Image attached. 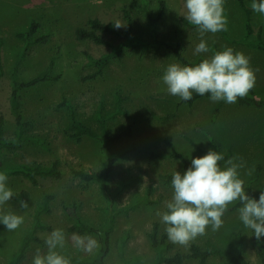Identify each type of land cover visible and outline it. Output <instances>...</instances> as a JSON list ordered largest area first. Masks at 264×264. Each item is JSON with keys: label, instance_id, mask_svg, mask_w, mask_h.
Returning a JSON list of instances; mask_svg holds the SVG:
<instances>
[{"label": "rangeland", "instance_id": "obj_1", "mask_svg": "<svg viewBox=\"0 0 264 264\" xmlns=\"http://www.w3.org/2000/svg\"><path fill=\"white\" fill-rule=\"evenodd\" d=\"M165 1L167 8L159 25L160 39L171 46L180 43L184 56L190 62L209 58L212 53L194 55L193 50L200 42L196 29L185 26V0H0V62L4 76L0 80V117L6 120V135L12 136L15 129L10 113L9 99L10 70L17 61L19 51L24 43L18 37L27 30L32 22L39 24L37 37H46V41L29 48L19 72L23 80H30L44 72L53 62L52 75L58 81L42 83L21 93L22 110L25 121L30 124L28 133L45 139L44 146L25 145L8 153L4 167L35 164L51 165L58 162L64 172L61 181H41L38 186L17 178L7 181L13 193L27 191L26 200L29 207L19 206L21 200L12 199L0 212H14L24 218L23 224L14 231L6 226L0 228V264H10L13 256L21 247L22 241L30 233L34 217L45 194L55 195L52 212L41 216L42 222L54 229H62L65 234V246L58 249L68 257L71 264L76 257H94L100 248L91 253L81 251L73 246L70 230L73 219L65 208L75 211L86 224L101 226L106 216L102 209L107 207L100 186L97 183H84L72 176L74 169L85 172L101 173L105 169V159L100 151V144L92 139L82 138L80 142L71 138L67 131L68 116L61 103L66 99L75 109L78 119L96 132H101L96 114L100 107L104 112L114 109L115 97L123 98V109L127 115L119 116L107 124L111 134H119L128 127L133 136L115 143L113 148L121 153L128 150L116 164L108 182L111 192L119 183L131 174L137 181L115 200L118 208H123L143 200L150 187L154 189L151 205L143 204L128 216H119L115 232L111 239V251L106 264H124L119 256V239L129 232L131 239L125 247V257L130 264H154L155 251L150 235L154 225H159L160 233H166L157 211H165V201L172 198V187L163 185L159 180L161 174H172L182 168V162L172 157V143L176 151L187 160L204 156L212 149L208 140L199 130L206 131L220 140L224 151L231 150L234 156L241 157L245 167L240 169L241 178L248 183L258 167L261 178L252 185L255 192L264 190V107L242 106L238 102L225 103L216 122L212 114L219 102L205 97L193 105L183 102L179 97L170 95L162 77L169 64L179 63L173 53L167 49L159 52L125 50L112 60L103 73L96 78V69L89 66L84 55L87 51L99 58L111 52L109 46L96 45L92 42H80L75 38L77 28L84 27L90 18H98L104 23L119 20L126 29L123 9H128L133 17L132 38L136 41L152 40V33L143 10L138 6L146 5L153 16L158 14L159 2ZM250 7L252 0H246ZM225 15L228 18L226 33L232 40L245 37V15L237 0H225ZM251 8V7H250ZM252 10V9H251ZM253 13V25L256 34L261 31L264 40V15ZM107 41L119 45L124 38L108 35ZM203 39L208 46H216L220 51L231 47L243 52L250 60V66L256 74V97L264 101V52L248 48L226 40L220 33H205ZM180 64V63H179ZM194 94V93H193ZM196 145L198 149L195 148ZM254 169L251 175L248 171ZM239 202L229 205L222 217L223 226L218 231L211 227L202 236H198L187 246L175 245V249L166 253L173 257L177 253L188 254L191 245L205 248L208 244L228 249L238 254L239 248L233 233H241L243 239V256L252 264H261L252 242L251 230L245 228L239 220L237 208ZM51 231L38 233L42 244L33 242L27 249L20 264H32L37 249L46 254L48 249L45 238ZM83 236V235H80ZM94 237L99 244L96 236ZM264 250V237L259 239ZM184 264H201L188 259ZM205 264H229L224 257H213Z\"/></svg>", "mask_w": 264, "mask_h": 264}, {"label": "trees", "instance_id": "obj_2", "mask_svg": "<svg viewBox=\"0 0 264 264\" xmlns=\"http://www.w3.org/2000/svg\"><path fill=\"white\" fill-rule=\"evenodd\" d=\"M237 2L245 15V37L239 40H232L229 38L226 31L219 33L226 40L264 52V40L262 38V32L259 31L257 34L255 32L251 8L247 5L246 0H237ZM138 8L143 10L147 20L149 21L152 33L151 41L142 42L136 41L132 38L134 21L131 12L128 9H123L124 19L126 21L125 30H119L114 27V23H104L98 18H90L87 20L84 27L77 28L75 32V38L77 41H89L96 45L109 46L111 48L110 53L104 54L99 58L93 56L87 51L84 52L89 66L96 69V74L90 78H96L97 76L101 75L109 63L115 58L119 57L125 50L138 49L142 53H146L148 51L159 52L162 49H167L173 53L174 57L181 65L187 66H193L202 61L199 60L197 62H190L184 56L183 48L180 43L176 44L175 46H171L164 40L160 39L159 25L165 16L167 8L165 1L159 2V11L156 16H153L150 13L146 5H140ZM182 22L185 26L191 29H196L194 26L189 25L187 21L184 20V18H182ZM38 29L39 24L37 22H32L27 30L18 36L23 41L24 46L19 51L17 61L10 70L11 94L9 106L10 113L15 124V129L12 136L6 135V120L4 117H0V172L6 173L8 179L20 178L31 183L33 186H38L41 181H61L64 179V172L60 168L58 162H54L51 165L35 164L33 166L19 165L9 168L4 167V161L8 156V153H11L27 144L34 146H44L46 144L45 139L28 133L30 124L25 121L21 103V93L23 91L34 88L42 83L51 81L55 82L59 80L58 76L52 75L53 62H51L44 72L30 80H23L20 75L19 68L21 63L25 60L29 48L46 41V37H37L36 34ZM108 35L124 38L125 41L119 45H112L106 39V36ZM1 45L2 41L0 39V46ZM209 51L213 54L214 52L220 50L216 46L209 45ZM3 76L4 70L0 62V80ZM205 97H210V94L200 96L194 93L192 100L183 102L193 105L195 102ZM237 102L240 105L247 107H264V101L256 97L255 88H253L244 98L238 99ZM122 103L123 98L120 95H117L115 97V105L112 111L104 112L103 107L98 109L96 118L100 125L101 132H96L91 127L81 122L76 115L74 107L66 99H64L61 103V107H65L67 111V131L71 133V138L75 139L77 142H80L82 138H88L97 141L100 144V151L105 159V169L101 173L85 172L83 170L77 169L71 171V174L74 178L79 179L84 183H97L100 186L103 197L107 201V207L102 209L106 219L99 227L86 224L77 216L74 210L65 208V210H67L68 214L73 219V226L70 228V230L83 236H96L100 245L99 251L94 257L73 258L72 261L75 264H106V259L111 251V239L113 233L115 232L117 218L122 215H130L132 212L138 210L143 204H153L150 201V197L152 196L154 189L150 187L147 191L146 197L143 200H139L132 205L123 208L116 207V198L137 181V178L133 177L131 174L128 175L127 179H124L119 183L114 192H111L108 187L109 178L113 173L117 162L129 152L126 149L121 153H118L114 150L113 145L124 138H131L133 136L131 127H128L125 131L119 134H111L107 129V124L109 122L114 121L119 116L128 114V112L123 109ZM225 103L226 102L224 101H219V103L216 105L212 114V122H216ZM199 132L202 133L208 140L212 150H216L217 152L224 155L225 161L234 156L231 150L225 152L221 141L216 139L213 135L203 130H199ZM169 145L171 147L172 157L182 162V168L179 170V172L183 174L191 166V161L187 160L182 154L178 153L172 143H169ZM194 146L200 151L196 145ZM225 161L219 162L222 168L224 167ZM261 172V167H258L254 176L250 178L248 183H245L247 193L257 200L259 199L260 192H255L252 188V185L260 180ZM158 178L163 185L171 187L172 174H161ZM28 198L29 193L27 191L15 193L13 197V199L24 201H26ZM55 198L56 197L53 194L44 195L43 201L35 213L33 227L30 233L22 241L20 249L13 256V260L10 264H20V262L25 258L27 249L33 242L40 244L43 243V241L38 237L39 232L52 230L50 226H47L42 222L41 216L44 214H50L52 212V204ZM239 206L240 205H236V207L231 210H235ZM2 227H4V225L0 223V228ZM231 237L238 243V254H235L228 249L215 247L211 244H208L205 248L193 244L190 246L188 254L185 255L182 253H177L173 257H168L166 256V253L173 251L175 249V245L168 240L166 233H160L159 225L155 224L153 233L150 235L152 247L156 255L154 264H184L188 259L197 260L201 264H205L211 258L219 256L227 258L229 260V264H252L243 256V239L241 233H233ZM130 239L131 235L129 232H125L119 239V256L124 264H130L125 257V247ZM251 242L261 259V264H264V250L261 247L259 240L253 235V232H251Z\"/></svg>", "mask_w": 264, "mask_h": 264}, {"label": "clouds", "instance_id": "obj_3", "mask_svg": "<svg viewBox=\"0 0 264 264\" xmlns=\"http://www.w3.org/2000/svg\"><path fill=\"white\" fill-rule=\"evenodd\" d=\"M225 0H185L184 20L194 26L200 34V42L195 45L193 54L209 52V46L203 39L205 33H219L228 30V18L225 15ZM252 11L264 15V0H252ZM115 28L123 27L119 20ZM167 92L182 101L193 99V93L203 96L210 94L213 102L224 101L234 104L244 98L256 85V74L250 66L249 58L243 53L226 47L214 52L193 66L179 63L169 64L162 77ZM225 161L222 153L209 149L197 158H191V166L181 174L172 173V198L165 201V211H157L164 224L168 240L172 244L187 246L211 227L218 231L223 226L222 217L229 205L239 202L237 208L239 220L250 229L259 240L264 237V190L259 199L250 196L241 178L240 169L245 167L241 157L233 156L225 161L222 168L219 162ZM254 169L248 171L252 174ZM8 176L0 172V206L13 199L14 193L7 186ZM23 209L29 207L24 200L19 202ZM24 218L14 212H0V223L8 231L18 229ZM73 246L91 253L99 247L92 236L72 234ZM47 253L37 249L32 264H71L68 257L58 249L65 246V234L62 229H54L45 238Z\"/></svg>", "mask_w": 264, "mask_h": 264}]
</instances>
